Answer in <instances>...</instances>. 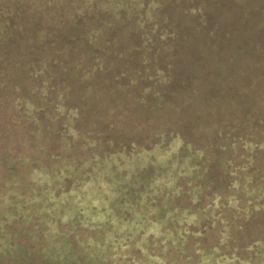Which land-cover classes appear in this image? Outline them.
<instances>
[{
  "label": "trees",
  "instance_id": "16d2710c",
  "mask_svg": "<svg viewBox=\"0 0 264 264\" xmlns=\"http://www.w3.org/2000/svg\"><path fill=\"white\" fill-rule=\"evenodd\" d=\"M244 1L210 0L183 10L178 5L177 12L199 16L202 27H194L212 36L230 4ZM248 3L247 12L264 9V0ZM207 4L210 9L205 10ZM164 7L163 0H0L2 131L17 135L22 126L26 134H44L48 127L43 121H48L61 125L57 133L68 146L67 138L75 141L83 135L87 119L105 133L118 120H131L132 127L155 122L150 148L115 151L105 156L109 159L95 156L78 168L33 167L19 184L4 182L0 259L27 257L8 227L36 219L41 257L50 264H74L80 254L69 238L62 241L60 226L68 225L66 233H73L84 223L86 229L102 232L114 228L109 222L152 228L146 236L139 230L134 237L144 235L145 248L151 239L183 247L189 235L201 237L208 227L218 228L211 247L196 250V264H264V42H234L223 49L226 57L208 65L204 54L176 50L183 34L177 20L161 16ZM121 127L118 131H127L126 125ZM106 162L108 187L85 184ZM20 163L32 162L24 157ZM4 168L16 177L13 160ZM214 170L221 176H210ZM36 172L47 177L42 180ZM35 184L38 188L32 191ZM73 186L79 187L74 194ZM43 188L52 194L41 196ZM64 192L68 196L61 199ZM184 199L187 208L178 205ZM83 200L92 214L108 205L116 220L84 218ZM56 203L61 210L53 222L60 235L52 231L50 214L44 211ZM72 204L76 213L65 216ZM127 227L121 231L131 236ZM175 229L183 232L174 234ZM118 238L114 230L99 239L110 250ZM132 247L127 244L124 251ZM91 252L77 263L102 262V252ZM154 256L161 264H176Z\"/></svg>",
  "mask_w": 264,
  "mask_h": 264
},
{
  "label": "rangeland",
  "instance_id": "374dc122",
  "mask_svg": "<svg viewBox=\"0 0 264 264\" xmlns=\"http://www.w3.org/2000/svg\"><path fill=\"white\" fill-rule=\"evenodd\" d=\"M210 0H163L165 3V7L161 11V16L166 19L177 20L178 26L181 27L180 34L183 36L180 40L175 44V48L178 51L191 50V52L199 54H204L203 60H206L208 65H213L218 58H224L226 55H221L223 49H229L232 47L234 42H249L254 40H262L264 42V9L250 11V3L249 0H245L242 4H230L229 11L224 17V22L218 29H212V36L208 34L207 36L202 35L196 29L198 27H194L198 25L202 27L199 21V16L190 14H180L177 12L178 5L183 6L181 10L192 6L195 9H198V6L204 5L208 3ZM208 7L205 10L210 9V4H207ZM244 6V8H242ZM196 11V10H194ZM182 12V11H179ZM230 13V14H229ZM229 15V17H227ZM202 50V51H200ZM237 63V62H236ZM228 65V61H227ZM23 122V121H22ZM21 122V123H22ZM46 129L44 134H26L23 127H20L19 133L15 135L14 133H8L2 131L5 126V122H3V127H0V194H2L5 190L4 182L11 181V183L19 184V178L25 177L28 171L33 167H44L50 170H59L63 166L74 164L77 168L82 166L83 162L86 160H91L95 156L102 158L108 156L109 154L115 151H140L142 148H150L153 143V138L151 132L154 128V123L149 124H137V126L132 127L133 122L131 120L128 121H116V126L120 127L126 125L127 131H118L121 128H117L116 126L110 129H107V132H103L101 127H92V120H85L84 130H82L83 135L79 138L72 140V138H67L70 140L69 145L65 146L60 139L59 133L57 131L62 130L61 125L52 124L48 121H43ZM23 124V123H22ZM21 124V125H22ZM132 125V126H131ZM107 128V125H104ZM132 127V128H131ZM137 127V130H135ZM27 130H30V127L27 126ZM81 130V129H80ZM47 132L49 136L46 137ZM119 132V133H118ZM41 146L45 147V151L41 150ZM121 157V155H116ZM115 156V159L117 157ZM24 157H28L31 159V164H21L20 159H24ZM7 158V161H6ZM106 158V157H105ZM106 159H109L106 158ZM12 160L17 165L16 177L8 176L7 169L4 168L6 163L12 162ZM103 167V168H102ZM93 172H96V168H93ZM101 172L98 173V176L91 177L85 184L96 185L103 187L106 189L110 182L105 181V175H109L110 170L107 168V162L105 165L101 166ZM90 171V170H89ZM80 174V173H79ZM221 176V173L218 170H214L211 172L210 176L218 177ZM35 176H38L42 180L47 177V174H43V172H36ZM90 176V175H89ZM10 177V178H9ZM79 178V176H76ZM78 182L75 181V185ZM70 182H67L66 186H69ZM87 185V186H88ZM24 184L19 186L20 190H23ZM33 188L32 191L38 188V185L30 186ZM79 187L73 189L71 191L72 194L75 193V190H78ZM186 190V189H185ZM32 191L30 193H32ZM29 193V194H30ZM45 193L52 194L50 190L48 192L43 188L41 196L45 195ZM67 193L64 192L61 195V199L66 198ZM68 196V195H67ZM93 199L90 200V204ZM208 200H206L207 202ZM62 202V201H61ZM73 205V207H72ZM71 205V208L65 209V216H72L76 213V208L74 204ZM178 205L187 208L190 204L185 200H181ZM79 206V205H78ZM82 206L84 207V218L92 220V218L97 220H107L112 219L116 220L113 214L110 211L108 205H105V210L103 212H98L96 214L90 213L88 208L86 207V201H82ZM61 207L56 204L50 205L47 209H44L45 212L50 214L51 221H47V223L52 227V231L58 233L60 235L62 233V241L65 239L70 241L71 247L74 250H78L80 254L74 259L73 263L78 264L80 257L82 254L91 255L92 251L94 252H102L103 257H99L102 262H97L96 264H161V260L154 255H159L163 260L167 263L175 262L176 264H196L197 259L200 256V252L198 253L197 249H206L210 248L216 238L219 237V229L214 228L207 230L204 232L200 227H195L196 231H203L204 235L201 237H193L189 235L184 242L185 246L181 247V243L178 242L176 245H172L170 242H164L162 245L160 241H153L152 239L149 241V245L145 248V236L147 235V231H154L152 228L147 227L143 228V226H137L135 223H123L121 225H116L114 223L109 222V225H114V228L111 231L101 230L102 232H97L96 230L90 231L86 229L84 223L81 224L83 228H76L75 231H66L69 229L68 225L57 226V221L53 222L54 217L59 216ZM150 210V209H149ZM118 213V209L115 210ZM185 215V214H184ZM183 215V216H184ZM128 218L132 217L129 214H126ZM186 216V215H185ZM62 217V215L60 216ZM127 217H124L126 219ZM135 219L139 218L138 216H133ZM188 217V216H186ZM200 217V216H199ZM151 218V214L148 216ZM63 219V218H62ZM202 219V218H201ZM46 223V225H48ZM203 223V222H202ZM38 224V220L33 219L30 221H14L11 226L8 227L11 234L16 235V240L20 243V246L26 250L27 257L22 255H18L16 259H0V264H50L48 261L44 260L41 257L42 245L41 242H37L36 238L39 240L40 235L34 229V226ZM42 227V225H40ZM128 226V227H127ZM164 226V225H163ZM170 227V224H166V227ZM187 226V225H184ZM257 226V224H255ZM125 227L131 229L129 234L131 236L126 235L121 230L126 229ZM101 228V227H99ZM108 228V227H107ZM158 229V228H157ZM163 228V233L168 232V228ZM116 230L119 233V238L112 244L110 250L107 249V246L103 247L105 242H101L100 237L107 238L109 235H112ZM139 230H144V235L141 237L138 235L135 239V235L139 232ZM184 232H190V229L187 227H183ZM182 230H174L172 233L179 234L183 232ZM51 233L50 231H47ZM106 232V233H105ZM169 234V233H168ZM46 238V237H45ZM53 239V238H52ZM49 240V241H52ZM141 239V241H140ZM140 241L141 243H136L132 245L134 241ZM48 241V242H49ZM99 243V246L96 247V243ZM46 242V243H48ZM104 243V244H103ZM98 244V243H97ZM129 244L133 246L128 251H124ZM128 249V248H127ZM103 250V251H102ZM125 252L124 254H122ZM197 252V253H196ZM101 254H99L100 256ZM149 259V261H147ZM84 260V259H83ZM80 264H84L81 262ZM86 264V263H85Z\"/></svg>",
  "mask_w": 264,
  "mask_h": 264
}]
</instances>
